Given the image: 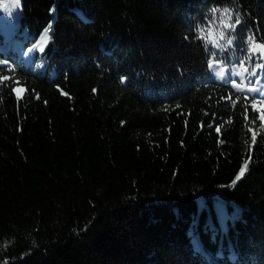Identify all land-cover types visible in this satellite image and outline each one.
I'll return each mask as SVG.
<instances>
[{
	"label": "trees",
	"instance_id": "16d2710c",
	"mask_svg": "<svg viewBox=\"0 0 264 264\" xmlns=\"http://www.w3.org/2000/svg\"><path fill=\"white\" fill-rule=\"evenodd\" d=\"M17 16L25 45L50 39L26 66L0 32V264H264V128L241 89L264 99V59H245L264 0H22ZM215 199L237 206L227 231Z\"/></svg>",
	"mask_w": 264,
	"mask_h": 264
},
{
	"label": "rangeland",
	"instance_id": "374dc122",
	"mask_svg": "<svg viewBox=\"0 0 264 264\" xmlns=\"http://www.w3.org/2000/svg\"><path fill=\"white\" fill-rule=\"evenodd\" d=\"M22 9V0H19V3H15V0H0V32L3 33V40L4 42H8L12 45L18 57V62H22L24 65L28 66L32 62H34L35 67L41 64L40 57H36L37 53H41L40 45L42 43V36L44 34V30L41 31L36 39L32 41L30 44L25 45L22 37L15 35L13 32L18 26V16L17 14ZM15 11V12H14ZM17 12V13H16ZM16 13V14H15ZM8 44V45H9ZM43 45V50L45 48ZM255 87L258 90V100L256 102V109L259 112L264 111V99L262 98V89L258 81H250L246 86L242 87L241 89L247 93L252 92L249 91L250 88ZM264 123V121H261ZM254 132L260 133L259 130H254ZM239 173V172H238ZM206 209L207 211V220L212 226L215 225V220L213 219L212 213L210 211L209 204L200 198L197 199V208L200 211L202 208ZM213 210L216 214V221L221 229V231H227V220L233 221L234 214L237 211V206H234L231 212L228 211L227 206L224 203H221L218 200L213 201ZM193 242L196 243V238H193Z\"/></svg>",
	"mask_w": 264,
	"mask_h": 264
},
{
	"label": "snow or ice",
	"instance_id": "6c2138e0",
	"mask_svg": "<svg viewBox=\"0 0 264 264\" xmlns=\"http://www.w3.org/2000/svg\"><path fill=\"white\" fill-rule=\"evenodd\" d=\"M15 3H19V0H15ZM211 12L213 14H216V13H223V16L220 17V23L224 26L225 29H232L234 30L236 28L237 25H239L241 23L240 21V18L237 16L235 21L232 22V16H231V9L229 8H223V9H219V8H212L211 9ZM50 31V28H46L44 30V34L42 36V43L40 45V51H43V45L46 44L48 42V40L50 39L48 33ZM206 35L211 38L212 36V31L211 29L208 31V33H206ZM219 39L220 40H224L226 43L225 44H221L219 43V41L217 39H212L211 40V43L217 47V48H221L223 49L224 47L226 46H230L233 44V40L234 38L230 35H227L224 31H221L219 33ZM247 51L249 53V55L247 57H245V59L247 60H251L253 57L257 56V54H259V57L264 59V42H260V43H257L256 42V39L255 37H249L248 38V48H247ZM215 55V54H214ZM213 63L215 64H219L221 63L219 60H216V61H210L209 62V67H212L213 66ZM243 63V62H241ZM257 67H264V64H261V65H257ZM245 71H247V69H245ZM254 74V73H253ZM219 77H224L225 73L223 71V69H221V71L217 74ZM237 75H239V73H237ZM10 79L9 76H0V82H3V81H8ZM16 84H19L20 82L19 81H15ZM234 87L236 88H240V85L236 83V81H233L232 82ZM10 91L12 92H16V93H19L20 89L19 88H11ZM249 91H258L255 87L253 88H250ZM65 95H67V93H65ZM256 101L253 100V112L255 113L257 111L256 109ZM258 119L260 121H264V111H261L260 112V115L258 117ZM255 121H253L254 123ZM221 127H223V125H220L218 127L215 128V131L217 133H220L221 131ZM260 127L261 128H264V123H261L260 124ZM252 143L255 144L256 143V134L253 133V136H252ZM250 162V158L249 159H246L244 161V164L243 166L240 168L239 170V173L238 175L236 176L235 180H233V184H235L239 179H241V177L244 175L246 169H247V166Z\"/></svg>",
	"mask_w": 264,
	"mask_h": 264
}]
</instances>
